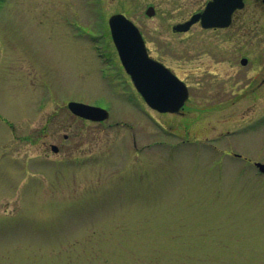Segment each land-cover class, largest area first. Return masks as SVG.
Wrapping results in <instances>:
<instances>
[{"label":"rangeland","instance_id":"374dc122","mask_svg":"<svg viewBox=\"0 0 264 264\" xmlns=\"http://www.w3.org/2000/svg\"><path fill=\"white\" fill-rule=\"evenodd\" d=\"M205 1L1 0L0 264H264V3L175 33ZM115 14L188 85L183 115L134 90Z\"/></svg>","mask_w":264,"mask_h":264},{"label":"water","instance_id":"95a60500","mask_svg":"<svg viewBox=\"0 0 264 264\" xmlns=\"http://www.w3.org/2000/svg\"><path fill=\"white\" fill-rule=\"evenodd\" d=\"M243 7V0H214L203 14L193 16L189 22L176 26L174 30L188 31L199 19L205 28H225L231 24L233 13ZM153 13L152 8L147 11L149 16ZM109 25L122 64L145 101L161 113L178 112L188 99V89L184 83L162 64L148 57L141 33L125 16L111 17ZM241 62L246 65L247 59ZM68 107L74 115L86 120L100 122L109 117L105 109L95 106L71 102ZM257 167L264 173L263 164L257 163Z\"/></svg>","mask_w":264,"mask_h":264},{"label":"flooded vegetation","instance_id":"af4514ba","mask_svg":"<svg viewBox=\"0 0 264 264\" xmlns=\"http://www.w3.org/2000/svg\"><path fill=\"white\" fill-rule=\"evenodd\" d=\"M213 1H214V0H206L205 3H204V5H203V7H202L201 9L195 11V12H194V13H193V14H192L187 20H185L184 22L178 23V24L185 23L186 21H188V20H189L193 15H195V14H202V13L204 12V9L206 8V6H207L209 3L213 2ZM0 2H1V0H0ZM244 2H245V5H246V1H245V0H244ZM236 15H237V12L233 13L232 18H231V24H230L228 27H226V28H222V29H220V28L215 27V28L204 29V27H203V25H202V21H201V19H200L197 23L193 24V25L190 27V29H189L188 31H186V32H180V33H178V34H187V33L191 32V30H193V28H197V29L201 28V29H203V30H205V31H212V30H226V29L230 28V27L233 25ZM178 24H176V25H178ZM176 25H174V26H176ZM174 26H173V28H174ZM173 31H174V30H173ZM175 33H177V32H175ZM149 53H150V51H149ZM150 55H151V54H150ZM165 65H166V64H165ZM166 66H167V65H166ZM167 67H168L170 70H172L169 66H167ZM172 72H173L177 77L180 78V76H179L176 72H174L173 70H172ZM180 79H181V78H180ZM181 80L183 81V79H181ZM184 109H185V106H184V108H183L182 110H180V112L177 113V114L183 115V110H184ZM239 157H241V156L239 155Z\"/></svg>","mask_w":264,"mask_h":264}]
</instances>
